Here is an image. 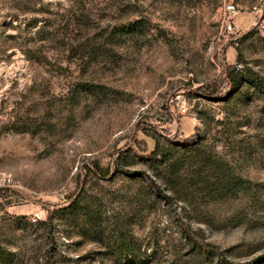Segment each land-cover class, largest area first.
I'll return each mask as SVG.
<instances>
[{"label": "rangeland", "instance_id": "obj_1", "mask_svg": "<svg viewBox=\"0 0 264 264\" xmlns=\"http://www.w3.org/2000/svg\"><path fill=\"white\" fill-rule=\"evenodd\" d=\"M260 258L264 0H0V264Z\"/></svg>", "mask_w": 264, "mask_h": 264}, {"label": "built area", "instance_id": "obj_2", "mask_svg": "<svg viewBox=\"0 0 264 264\" xmlns=\"http://www.w3.org/2000/svg\"><path fill=\"white\" fill-rule=\"evenodd\" d=\"M226 16L224 19V30L228 34H233L238 32L236 26V16L238 14V9L234 4H228L225 7ZM175 105L177 109L183 114L186 113L187 107L186 102L182 95L178 94L174 97Z\"/></svg>", "mask_w": 264, "mask_h": 264}, {"label": "trees", "instance_id": "obj_3", "mask_svg": "<svg viewBox=\"0 0 264 264\" xmlns=\"http://www.w3.org/2000/svg\"><path fill=\"white\" fill-rule=\"evenodd\" d=\"M227 79L229 80V83L231 84V86H233V87H235L236 85H237V80H235V81H233L232 80V78H233V75L236 73V71H235V68L234 67H232V68H228V70H227ZM209 247V246H208ZM191 250H192V252H198L199 250H200V247L199 246H195V245H191ZM209 253H210V255L212 256V257H217V255H216V253H215V251H213V250H209L208 251ZM262 263H264V258H260L259 260H258V264H262ZM226 264H229V263H226Z\"/></svg>", "mask_w": 264, "mask_h": 264}]
</instances>
